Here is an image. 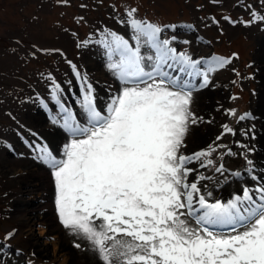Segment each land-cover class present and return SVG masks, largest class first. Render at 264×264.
<instances>
[{
  "label": "rangeland",
  "instance_id": "1",
  "mask_svg": "<svg viewBox=\"0 0 264 264\" xmlns=\"http://www.w3.org/2000/svg\"><path fill=\"white\" fill-rule=\"evenodd\" d=\"M131 9H136L138 19L164 27L162 39L175 36L171 45L178 52L194 60L222 57L230 61L210 74L208 85L215 92L211 109H205L199 98L202 79L195 78L193 83L191 109L197 121L190 126L181 151L185 156L201 151L212 154L186 165L191 169L188 182L197 183L202 193L211 191L210 199L225 201L241 194L244 186L262 182L264 67L258 65L257 56L264 52V21H257L253 13L264 16V0H0V264H62L66 257L57 245L63 239L77 263L100 262L86 240L61 224L52 170L36 157L43 147L63 158L72 139L59 123L52 122L56 118L62 123L64 118L53 97L55 85L60 86L61 102L81 123L83 89L77 71L93 85L100 110L120 94L121 82L107 67L104 41L114 32L135 47L127 24ZM141 53L150 54L146 45H141ZM241 116L248 118L241 120ZM58 131L68 139L61 148L53 135ZM9 165L22 172L9 173ZM220 165L223 174L216 171ZM40 166L50 171L49 202L62 232L55 241L51 237L56 235L48 233L41 221L30 233L17 212L20 201L15 193ZM248 169L253 170L251 174ZM237 172L242 175L234 176ZM34 238L48 242L49 251L34 246ZM77 243L80 248L75 247Z\"/></svg>",
  "mask_w": 264,
  "mask_h": 264
},
{
  "label": "snow or ice",
  "instance_id": "2",
  "mask_svg": "<svg viewBox=\"0 0 264 264\" xmlns=\"http://www.w3.org/2000/svg\"><path fill=\"white\" fill-rule=\"evenodd\" d=\"M127 15L135 47L114 32L104 41L107 67L122 85L104 110L78 71L83 123L61 102L60 86L53 88L64 118L52 122L72 139L63 158L43 147L36 158L52 170L61 224L86 240L101 264H264V184L244 186L227 201L210 199L211 191L188 182L186 165L212 152L181 151L197 121L192 80L207 86L230 61L194 60L171 45L175 36L161 38L164 27L138 19L136 9ZM141 45L150 54L142 55Z\"/></svg>",
  "mask_w": 264,
  "mask_h": 264
},
{
  "label": "bare ground",
  "instance_id": "3",
  "mask_svg": "<svg viewBox=\"0 0 264 264\" xmlns=\"http://www.w3.org/2000/svg\"><path fill=\"white\" fill-rule=\"evenodd\" d=\"M258 55H259V56H257V61L259 63L258 65L264 67V52L263 53L261 52ZM97 77H98V74H97ZM194 82H195V79L192 80V84ZM106 83H109V81H107ZM201 83H202V81H201ZM259 86H260V84H259ZM214 93H213L212 90H210V86L209 85L207 87H205V88H200V90H199V96H200L199 98H201V100L203 101L202 106H204L205 109H207V110L211 109V107H213V101H214L213 96H214ZM262 113H264V111ZM82 114L83 113H80V116ZM82 118H83V122H84V116H82ZM53 135H54L55 140L57 141V143H59L58 145H60V148L62 147L61 145L64 144L63 142L65 140H68L67 139V134L64 133V132L60 133L58 131V132H56ZM260 146H261V149L263 150L262 151L263 154L261 155V157L263 156L262 157L263 161L261 163V167H262L263 170L260 171L262 182L261 183L253 182L249 188H255L259 184H264V136L260 140ZM7 170H8L9 173H12L14 175L19 174V173L22 172V168L16 167L14 165H9L7 167ZM47 170L48 169L45 168L44 166H40L39 168H36L33 171L31 170L32 173H29V176L26 178L27 181L23 182L24 183V187L18 189V191L15 193L16 194V199L18 198L19 201H20V205L18 204L19 207L17 208L18 209L17 212L19 213L18 215L22 218V220L24 221L26 226L29 228L30 233L33 230L32 227L34 225H36L39 221H41V224H45L48 227V233H50L52 235H56V236H53V237L50 236L52 238V240L55 241V240H58L59 237H60V236H57V234H61L62 232H61V229L59 228L58 223L55 222L56 214H55V217H54V215L52 213L54 205L49 202L50 201V192H49V190H50V181L48 180V175H49L48 173L50 171L48 172ZM31 178H34V179H31ZM223 192H225L227 194L226 191H223ZM241 194H242V192H241ZM228 196L231 197L230 195H228ZM31 235L34 236L33 233ZM33 241H34L33 245L38 247L40 249V251H42V252H48L49 251V248L47 247L48 242L41 243L40 240H38L36 238H34ZM55 245H57V244H55ZM57 246H59L60 254L64 255L63 257H66L62 264H83V263H79V262L77 263V261H76L77 257H74L73 253L71 252L70 248L68 247V245L66 244L64 239L60 243V245H57ZM56 250H57V248L55 249V251ZM55 251H54V253H55ZM85 251H87V250H85ZM100 262H96L94 264H101ZM86 264H89V263H86Z\"/></svg>",
  "mask_w": 264,
  "mask_h": 264
}]
</instances>
